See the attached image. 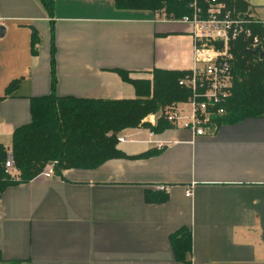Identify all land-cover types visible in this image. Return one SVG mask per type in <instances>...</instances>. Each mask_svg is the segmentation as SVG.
<instances>
[{"label": "crops", "instance_id": "crops-1", "mask_svg": "<svg viewBox=\"0 0 264 264\" xmlns=\"http://www.w3.org/2000/svg\"><path fill=\"white\" fill-rule=\"evenodd\" d=\"M241 1L264 19V0ZM0 24V143L7 149L31 121V99L52 91L53 40L60 97L135 98L120 71L152 80L155 69L193 67L190 25L118 9L114 0H54L53 14L40 0H0ZM145 121L155 125L157 115ZM119 135L122 156L38 175L0 194V264H183L171 243L182 227L192 232L194 264H264V116L202 136L172 125ZM147 151L155 153L142 157ZM160 192L168 198H148Z\"/></svg>", "mask_w": 264, "mask_h": 264}, {"label": "trees", "instance_id": "trees-1", "mask_svg": "<svg viewBox=\"0 0 264 264\" xmlns=\"http://www.w3.org/2000/svg\"><path fill=\"white\" fill-rule=\"evenodd\" d=\"M40 1L48 13L53 14L54 0ZM224 1L246 11L247 6L241 0ZM114 3L118 9L124 10H149L155 13L164 9L176 17L192 12L185 0H114ZM250 27L254 34L264 37V24L255 23ZM37 39L35 35L34 45ZM234 52L231 96L224 105L225 114L214 118L219 124L264 116V41L257 48H250L248 42L240 38ZM51 64L52 91L48 95L31 99V121L18 127L13 134V157L20 170L18 179L6 171L7 150L0 143V194L8 186L38 176L50 162H55V173L62 176L65 169L96 168L111 158L122 156L117 147L121 131L147 126L154 132H162L171 126L167 119L161 116L153 125L145 121V118L158 113L166 105L186 101L191 96V90L180 85V79L188 71L155 69L152 80L132 79L128 72L120 71L122 77L135 87V98L60 97L55 92L57 77L54 40ZM17 86V80L10 83L6 94H10ZM154 153L147 151L141 156ZM148 198L164 201L168 196L160 192L154 198L149 195ZM171 243L176 258L189 262L188 254L192 252L191 230L180 228L171 235ZM2 261L4 258L0 251Z\"/></svg>", "mask_w": 264, "mask_h": 264}, {"label": "built area", "instance_id": "built-area-1", "mask_svg": "<svg viewBox=\"0 0 264 264\" xmlns=\"http://www.w3.org/2000/svg\"><path fill=\"white\" fill-rule=\"evenodd\" d=\"M191 14L176 17L164 9L156 11L155 18L162 21L181 22L191 26L193 38V67L180 79V85L191 90L188 100L177 102L163 110L161 116L172 126L189 129L194 136L217 131L219 123L214 119L225 114V103L231 96L233 85L234 48L243 38L250 48L262 44L264 37L254 34L250 25L264 24V19L255 18L249 11H241L224 0H185ZM186 105L189 111H185ZM118 136V142H124ZM5 168L13 178L18 179L20 170L16 167L12 149H7ZM55 162L49 163L39 176L57 177ZM166 189V186L158 185ZM192 195V188L186 189V196ZM183 264H194L193 261Z\"/></svg>", "mask_w": 264, "mask_h": 264}, {"label": "rangeland", "instance_id": "rangeland-1", "mask_svg": "<svg viewBox=\"0 0 264 264\" xmlns=\"http://www.w3.org/2000/svg\"><path fill=\"white\" fill-rule=\"evenodd\" d=\"M146 80H151V79H146ZM169 105H166L165 107H163L158 113H156L157 115V120L159 117H161L162 113H163V110L166 109ZM50 163H53V162H50Z\"/></svg>", "mask_w": 264, "mask_h": 264}, {"label": "water", "instance_id": "water-1", "mask_svg": "<svg viewBox=\"0 0 264 264\" xmlns=\"http://www.w3.org/2000/svg\"><path fill=\"white\" fill-rule=\"evenodd\" d=\"M4 31H5V28L0 24V36L4 34Z\"/></svg>", "mask_w": 264, "mask_h": 264}]
</instances>
